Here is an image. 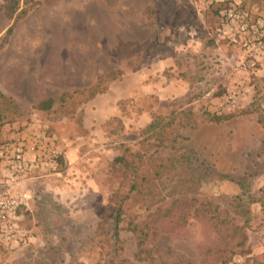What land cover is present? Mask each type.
Wrapping results in <instances>:
<instances>
[{
	"label": "rangeland",
	"instance_id": "obj_1",
	"mask_svg": "<svg viewBox=\"0 0 264 264\" xmlns=\"http://www.w3.org/2000/svg\"><path fill=\"white\" fill-rule=\"evenodd\" d=\"M3 4L0 91L21 106L24 119L15 123L57 136L65 163L28 175L33 190L30 204L22 205L33 219L25 224L30 229L23 218L21 226L30 240L16 248L2 241L0 264H150L138 258L137 238L127 229L130 219L147 215L140 206L123 221L119 241L106 240L99 227L112 217L107 204L118 185L108 171L121 145L139 149L151 121L172 116L175 124L166 131L173 139L177 125L183 138L175 146L203 182L188 223L177 226V215L150 245L155 264H214L231 254L232 264L237 257L264 264L248 248L253 220L264 211V69L260 75L240 70L239 46L219 35V3L41 0L27 5L18 21L6 17ZM242 4L264 17V0ZM112 70L121 75L94 97L85 93L47 113L35 109L40 100L90 87ZM233 88L239 106L221 107ZM241 194L251 201L246 229L229 202Z\"/></svg>",
	"mask_w": 264,
	"mask_h": 264
},
{
	"label": "trees",
	"instance_id": "obj_2",
	"mask_svg": "<svg viewBox=\"0 0 264 264\" xmlns=\"http://www.w3.org/2000/svg\"><path fill=\"white\" fill-rule=\"evenodd\" d=\"M3 9L8 19H19L28 13L27 5L39 6L41 0H3ZM13 26L8 29L6 39L11 35ZM121 75L120 70H112L99 76L96 82L84 89H72L60 95L44 98L36 105L37 111L50 112L56 105L65 104L68 100L77 96L85 95L94 97L100 93L106 84L116 80ZM220 93L219 95H221ZM24 114L21 106L10 95L0 91V129L6 125L21 121ZM212 121H219L217 115L210 116ZM176 116L170 119L163 117L155 118L142 131L145 136L141 147L132 149L126 144L121 145V153L116 156L109 165V174L113 181L117 182V187L108 199L107 209L112 212V217L104 220L100 224V229L106 234V240H120V232L123 229V221L131 211L132 207L140 206L147 215L143 219H130L127 229L137 238L138 258L140 260L155 264L156 250L150 248L153 241L166 230V223H173L174 218L177 226H184L188 223L191 215L190 208L192 202L197 203L200 185L203 177L195 174V169H191L188 155L182 149H178L175 144L182 139L178 133L177 125L173 129V139L170 138V131L167 127L175 124ZM167 121L165 123L164 121ZM177 130V131H176ZM177 132V133H176ZM171 131V134H173ZM161 147H170L171 153L159 151ZM165 149V148H164ZM59 166L65 163V155L58 159ZM169 186L171 190L169 191ZM193 194L191 200L189 196ZM230 205L236 214L242 218L241 229L248 228L253 218L250 202L244 194L235 195L230 199ZM198 212V208L194 209ZM19 212L23 215L22 226L30 229L33 216L29 210L21 205ZM105 217V216H104ZM108 230L106 231V226ZM247 240V236H245ZM239 245V244H238ZM240 245L243 242L240 241ZM233 255H224L214 264H232ZM234 260V259H233Z\"/></svg>",
	"mask_w": 264,
	"mask_h": 264
},
{
	"label": "built area",
	"instance_id": "obj_3",
	"mask_svg": "<svg viewBox=\"0 0 264 264\" xmlns=\"http://www.w3.org/2000/svg\"><path fill=\"white\" fill-rule=\"evenodd\" d=\"M213 1L219 3V35L238 45L242 53L238 67L241 71L260 75L264 69V17H253L242 0ZM239 102V91L233 88L220 106L235 109ZM62 154L57 136L33 124L13 138L0 142V167L4 172L3 177L0 176V244L7 241L24 245L30 240L28 232L21 226L19 209L23 200L10 186L39 166L57 168ZM233 264H243V259L237 257Z\"/></svg>",
	"mask_w": 264,
	"mask_h": 264
},
{
	"label": "crops",
	"instance_id": "obj_4",
	"mask_svg": "<svg viewBox=\"0 0 264 264\" xmlns=\"http://www.w3.org/2000/svg\"><path fill=\"white\" fill-rule=\"evenodd\" d=\"M29 125L25 123H14L11 125H6L0 129V142H3L5 140H9L13 138L16 133L19 131H24L28 128ZM41 130V129H40ZM67 156V155H66ZM50 166L46 167H37L35 168L31 173H38V171H46L49 169ZM4 172L0 167V176L3 177ZM29 174L26 175L25 178H23L21 181L13 184L10 186L12 192L21 197L23 200V205H29L30 204V198H31V190H33V187H31L30 180L28 179ZM3 189V187L1 188ZM259 211L261 209H258ZM23 218V215H22ZM253 221L256 222L254 227V232L251 234L253 235L251 237V241L248 245L249 249H253L252 255L256 256V258L260 260H264V211L257 212V218H255ZM12 243V244H11ZM9 243L12 247L16 248L18 247L17 243L11 242ZM2 260V259H0Z\"/></svg>",
	"mask_w": 264,
	"mask_h": 264
}]
</instances>
